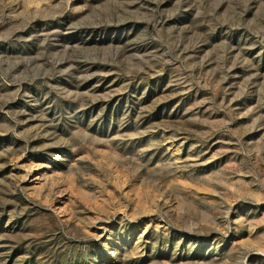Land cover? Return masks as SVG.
Here are the masks:
<instances>
[{
	"label": "rangeland",
	"instance_id": "374dc122",
	"mask_svg": "<svg viewBox=\"0 0 264 264\" xmlns=\"http://www.w3.org/2000/svg\"><path fill=\"white\" fill-rule=\"evenodd\" d=\"M0 264H264V0H0Z\"/></svg>",
	"mask_w": 264,
	"mask_h": 264
}]
</instances>
